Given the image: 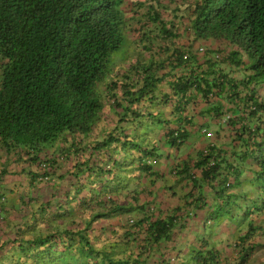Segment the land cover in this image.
<instances>
[{
  "label": "trees",
  "instance_id": "1",
  "mask_svg": "<svg viewBox=\"0 0 264 264\" xmlns=\"http://www.w3.org/2000/svg\"><path fill=\"white\" fill-rule=\"evenodd\" d=\"M125 6V0H0V149L7 158L0 188L9 174L27 177L26 195L9 187L0 192V225L20 219L0 245V264H149L148 253L171 236L178 219L151 207L157 191L149 188L170 156L166 148L185 143L198 94L205 112L231 115L227 125L239 138L248 136L246 146L253 128L264 137V0H196L169 20L154 4H133L130 13ZM143 6L144 20L136 17ZM130 18L138 40L128 38ZM186 38L216 42L218 49L192 50ZM117 61L124 63L113 67ZM220 62L248 72L246 79L231 81ZM153 122L164 129L149 134ZM219 136L228 141L231 133ZM214 146L194 162L199 180L184 175L187 161L172 166L192 189L181 195L166 187L191 205H212L213 221L226 215L236 224L242 211L250 213L242 200L264 208V140L251 155L252 178L242 179L235 154L225 157ZM11 161L26 166L10 171ZM39 182L49 198L32 192ZM15 206L19 211L11 212ZM103 230L111 237L100 240ZM256 231L264 233V226L248 224L237 241ZM195 254L197 264H218L213 248Z\"/></svg>",
  "mask_w": 264,
  "mask_h": 264
},
{
  "label": "crops",
  "instance_id": "2",
  "mask_svg": "<svg viewBox=\"0 0 264 264\" xmlns=\"http://www.w3.org/2000/svg\"><path fill=\"white\" fill-rule=\"evenodd\" d=\"M125 1L126 4H129L131 6L133 4L137 6L139 2H143L144 4H154L156 10L160 12L161 17L169 20L172 18V13L174 12L179 15H185L184 13L189 11L186 9V7L192 6L193 2L196 0ZM190 39H192V37ZM183 43H185V46L192 45V50H201V48H203V51H206L208 48L218 49L217 43L213 41H207V43H193L188 41V38H186L185 42L183 41ZM211 45L215 46L211 47ZM231 49L235 51L238 48L231 47L230 50ZM217 64L220 65L221 68H223L224 72H229L228 79H231V81H235L239 78L240 80H245L247 77L248 72L245 71V77V74L241 69H232L228 62H220ZM223 101V103L228 102V99L225 98V100ZM229 106V104H226V107ZM206 108V104L203 103V100H200L198 94L197 99L193 101V103H191V117L193 119L198 117L207 119L211 118L213 115L205 112ZM227 116L230 115L228 114ZM213 117L216 119L215 123L217 130L215 132L216 137L214 136V139L208 140L203 136H198L200 140L198 145L195 141L191 144L183 143L177 150L166 148V150H168V155L170 156H168L167 159L161 162L160 166L158 165V173L160 179L156 181V187L149 188L151 191H157V195L153 198V203L155 204L151 205V207L161 210L163 212L161 213L162 217H165L168 214H174L176 212L178 219L176 221L175 227L171 231V236L165 240L160 241L158 246H156L154 250H150V253H148L149 258L147 261L149 264H197V260H195V252L201 251L203 253H206L207 249L212 248L215 249V252H217L216 255L218 264H240L242 262L241 257L244 255V252L247 251V249L251 246H253V250L252 252L247 254L248 256L242 264H264V233H262L261 231H256L251 235V237L248 238L245 243H240L239 241H237L238 237L242 236L247 229L248 224L252 223L254 226H264V208L260 209L258 207V203L257 205L249 204V207H247L244 204L245 201L242 200L241 203L244 205L243 209H245L246 211L250 209V213L248 215H245L244 211H242V216L239 215L238 218L234 219V221L237 222L236 224H232L228 220V217L226 215L221 217L219 221H213L210 218V212H212L211 210L213 209L212 205L203 207L191 205L189 204L190 199H180V196L174 197L171 195V190L167 189L166 187V185L171 186V188L175 186L174 190L179 191L181 195L184 194L183 190L187 191L189 189H192L191 184H187L185 180L181 179V176H177L171 171L172 166L174 164L187 161L189 163L188 166L190 167V171L184 173V175H188L196 178V180H199L201 177V173L198 169L193 167L194 162L198 157V154L205 152L206 149H208L212 144L215 145V151H219L221 153L223 150L227 152L226 154L223 153L225 157L228 156L229 158L232 153L235 154L231 155V158L233 161H235L234 164L239 168L240 173H242V179L243 177H253V174H251V170H249V168H253L257 162L255 160V157L251 155H256V153H254V150L258 148V146L256 145L260 141L263 142L264 137L256 133L255 128H253V133H251L248 145L246 146L244 144V140H247L246 138L248 137L246 134L244 137L239 138L237 134L234 133V130H231L227 125V122H225L224 120V116L222 117V119L217 118L216 116ZM257 124L258 119H253L251 125L253 127H256ZM202 132L204 133V128L202 129ZM220 132L222 135L227 132L231 133V136L228 137L229 140H222V137L219 136ZM263 132L264 127L262 129V133ZM231 150H233L234 152H232ZM245 152H248V155L250 157L244 160L243 154ZM2 153L3 151L1 152V154ZM1 154L0 158L3 155ZM189 159L191 160L188 161ZM201 184L203 187L202 191L205 194H208L210 187H208L204 182ZM3 190L4 188L1 187L0 192L2 193ZM146 199L150 200L148 196L146 197ZM19 209L20 206H15L10 211L17 212L19 211ZM238 212L239 211H236V209H234V212L232 214L235 215ZM19 221V218H14L12 222L9 225L7 224L5 227L3 225H0V245L4 240L8 239V237L13 236L12 233H14V229L17 228L16 224L19 223ZM214 223H216V225L213 227ZM11 224L13 225V227H11ZM238 225H240L239 228ZM99 232L101 233L99 236L100 240L105 237H111V234L108 231L103 230ZM218 238L224 239L221 240L222 242H219ZM1 261L3 262L5 261V259L2 258Z\"/></svg>",
  "mask_w": 264,
  "mask_h": 264
},
{
  "label": "rangeland",
  "instance_id": "3",
  "mask_svg": "<svg viewBox=\"0 0 264 264\" xmlns=\"http://www.w3.org/2000/svg\"><path fill=\"white\" fill-rule=\"evenodd\" d=\"M128 5V7L127 6H125L124 7V10H128V13H130V9H129V7L131 6V5H129V4H127ZM145 10V7L144 8H140L137 12H138V14H139V16L137 15L136 17H140L141 19H145V16L143 15V11ZM141 13V14H140ZM131 19V18H130ZM130 19H128V23H127V25H126V27L128 28V31H129V36H128V38H129V40L131 39V40H138V38H139V30H138V28H136L135 26L137 25L138 26V23L136 22V20H130ZM150 28H154L153 26H151V25H148ZM137 29V30H136ZM136 37V38H135ZM131 44V43H130ZM133 46H135V45H133ZM124 48V47H123ZM123 48L122 49H120V51L119 52H116L115 54H114V56H117V54H122V53H124L125 51L123 50ZM125 49H126V46H125ZM133 58H136V56H134ZM121 63H124V62H122V61H117V62H115L114 63V65H113V67H115V66H117L118 64H121ZM110 75V74H109ZM104 81H106V80H104ZM98 88H99V90H100V92H102L101 93V95H102V97H104L105 98V96H106V88H105V83L104 82H102V83H100L99 85H98ZM223 96H225V93H223L222 94ZM224 100H225V98H224ZM106 107H108V105H106ZM157 109H159V108H157ZM154 110H156V108L154 109ZM155 112V111H154ZM160 117H157V119H159ZM215 118L212 116L211 118H195V119H192V125H189V126H187V129H188V131H189V135H188V137L186 138V141H185V143L184 144H191V143H194L195 141L197 142V145L199 144V142H200V140H199V137H201V136H203L204 138H207L208 140H211V139H214V136H211L210 134H205V133H203L202 132V129L203 128H207L210 132H212V134H215V132H216V123H215ZM157 122H153V123H148L147 124V129H145L146 130V132H150L151 130H153L154 128H157L158 127V131H162L163 129H164V127H162L161 125H158V124H156ZM113 124V123H112ZM153 124L155 125V126H153ZM152 133V132H151ZM151 133H149V134H151ZM199 136V137H198ZM185 146V145H184ZM187 146H189V145H187ZM194 148V147H193ZM3 150L2 149H0V154H1V152H2ZM3 154V155H2ZM1 155V158H0V170H2V167H4L3 165H4V162L6 161V157H5V155H6V153L4 154V153H2ZM9 157H10V155H9ZM16 163V164H15ZM17 165H19V166H26L23 162L20 164V163H17L16 161L14 162V161H11L9 164H8V166H7V168L10 170V171H14V170H16V168H18L17 167ZM10 176H8V178H4L5 180V187L6 188H4V189H8V187L9 188H12V189H16L17 191H19L20 192V194L22 193V194H24V195H26L27 194V189H26V187H27V177H26V175H20V176H16L15 174H9ZM26 186V187H25ZM38 186L39 187H37L36 189L35 188H32V192L34 193V194H36V192H38V194L39 195H41L43 198H49L50 196L49 195H47L48 193H46L47 192V190H46V187L43 185V184H41L40 182L38 183ZM38 190V191H37ZM8 191V190H7ZM242 192V189H238L237 190V193H241ZM16 198V197H15ZM211 206V205H210ZM245 215H246V213H245ZM253 215V214H252ZM217 223V222H216ZM216 223H214L213 224V227L216 225ZM264 235V234H263ZM224 238H218V241L219 242H222L221 240H223Z\"/></svg>",
  "mask_w": 264,
  "mask_h": 264
},
{
  "label": "clouds",
  "instance_id": "4",
  "mask_svg": "<svg viewBox=\"0 0 264 264\" xmlns=\"http://www.w3.org/2000/svg\"><path fill=\"white\" fill-rule=\"evenodd\" d=\"M201 50H203V48H201ZM230 115V114H229ZM231 116V115H230ZM224 120H225V122L227 121V119L229 118V116H227V114L224 116Z\"/></svg>",
  "mask_w": 264,
  "mask_h": 264
}]
</instances>
